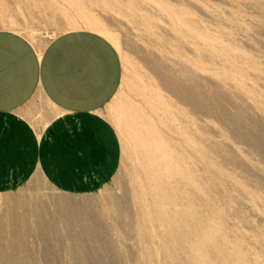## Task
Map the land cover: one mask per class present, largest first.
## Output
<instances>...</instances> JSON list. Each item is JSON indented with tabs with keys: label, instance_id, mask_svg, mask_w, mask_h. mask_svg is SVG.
<instances>
[{
	"label": "rangeland",
	"instance_id": "1",
	"mask_svg": "<svg viewBox=\"0 0 264 264\" xmlns=\"http://www.w3.org/2000/svg\"><path fill=\"white\" fill-rule=\"evenodd\" d=\"M0 29L96 30L124 65L117 174L0 192V264H264V0H0Z\"/></svg>",
	"mask_w": 264,
	"mask_h": 264
},
{
	"label": "crops",
	"instance_id": "2",
	"mask_svg": "<svg viewBox=\"0 0 264 264\" xmlns=\"http://www.w3.org/2000/svg\"><path fill=\"white\" fill-rule=\"evenodd\" d=\"M39 45L0 29V192L37 175L63 192H93L122 162L120 136L102 113L122 84L120 52L88 29Z\"/></svg>",
	"mask_w": 264,
	"mask_h": 264
},
{
	"label": "bare ground",
	"instance_id": "3",
	"mask_svg": "<svg viewBox=\"0 0 264 264\" xmlns=\"http://www.w3.org/2000/svg\"><path fill=\"white\" fill-rule=\"evenodd\" d=\"M177 88V87H176Z\"/></svg>",
	"mask_w": 264,
	"mask_h": 264
}]
</instances>
